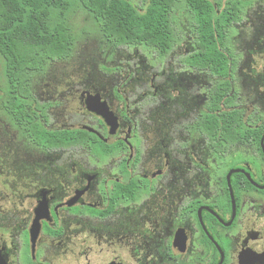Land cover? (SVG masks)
I'll return each instance as SVG.
<instances>
[{"label": "flooded vegetation", "instance_id": "1", "mask_svg": "<svg viewBox=\"0 0 264 264\" xmlns=\"http://www.w3.org/2000/svg\"><path fill=\"white\" fill-rule=\"evenodd\" d=\"M124 1L144 14L151 0ZM192 1L216 13L213 40L228 62L226 75L199 62L200 24L189 0H178L189 18L176 25L175 8L168 9L170 50L160 56L140 42L113 47L103 38L112 47L107 58L115 49L133 53L104 67L109 74L97 71L104 88L93 81L70 89L76 107L68 112L54 106L62 96L30 92L28 72L22 86H0V156L13 154L17 164L5 175L0 264H264V109L254 110L253 96L240 104V92L264 94V0ZM223 14L227 21L220 24ZM89 98L114 115L112 134L87 109ZM10 100L21 101L20 115L6 106ZM51 110L68 124L49 127ZM222 113H237L231 125L241 124L244 132L222 133ZM30 120L89 138L38 148L29 141ZM28 145L38 161L40 152L85 151L67 155L79 165L45 168L28 165L35 159ZM39 205L44 214L31 238Z\"/></svg>", "mask_w": 264, "mask_h": 264}, {"label": "trees", "instance_id": "2", "mask_svg": "<svg viewBox=\"0 0 264 264\" xmlns=\"http://www.w3.org/2000/svg\"><path fill=\"white\" fill-rule=\"evenodd\" d=\"M177 2L151 0L146 12L140 14L124 0H0V61L4 85L9 88L18 81L22 86L25 73L44 71L51 61L71 55L74 39L66 16L74 7L91 15L103 38L110 40L113 47L135 41L156 49L163 56L174 42L168 27V9L178 6ZM189 6L203 34L199 62L211 71L226 75L228 62L213 40L216 13L203 2L189 0ZM225 15L219 18L220 24L227 21ZM223 96L220 93V98ZM20 103V100H10L6 106L20 115ZM220 118L224 121L222 133L244 132L241 124L235 129L231 125L238 118L237 113H222ZM27 130L30 144L43 149L85 143L89 138L85 131H50L31 120ZM247 133L259 136L261 132L247 130Z\"/></svg>", "mask_w": 264, "mask_h": 264}, {"label": "rangeland", "instance_id": "3", "mask_svg": "<svg viewBox=\"0 0 264 264\" xmlns=\"http://www.w3.org/2000/svg\"><path fill=\"white\" fill-rule=\"evenodd\" d=\"M188 15L185 12H182L179 6L175 7L173 19L175 24L179 22H184L188 19ZM67 26L70 28L71 34L74 39V48L71 52V55L64 60H53L44 70L43 74L36 72H29L28 74V85L31 86V90L35 96L39 93H43L44 97H58L62 96V99H55L56 103L54 106H65L66 111H70L72 108H75V103L70 99L68 92L70 89L77 87L78 85H83L84 87L91 86L93 81H96L101 87L104 88L103 80L98 75L97 71L105 72L109 74L104 67L111 68L122 62L127 61L128 54L133 53V50L121 48L119 50L115 49V53L112 57H106L108 50H112V47L108 46L101 33L97 29L95 23H93V18L91 15L85 14L81 9L74 7L71 9L69 14L66 16ZM242 49V46L239 47ZM140 53H143V59L150 60L152 59V54L148 51L141 50ZM180 52V51H179ZM177 52L176 54H178ZM142 55V54H141ZM135 60L130 61L133 63ZM132 66V65H131ZM165 68V65H163ZM238 79V78H237ZM99 82H102V86ZM4 85V78L2 72V66L0 61V86ZM39 96V95H38ZM252 96L257 98V104H254L255 111H261L264 109V94L255 93V94H246L240 92V104L242 107H245L250 101H252ZM45 101L47 99H44ZM51 101V100H49ZM61 108H59V112ZM53 110L50 111V118L48 126L53 128L64 127L68 122L64 121V118L52 116ZM61 115V113H60ZM77 123V119H74ZM70 125V124H69ZM29 156L35 158L36 152H34L31 145H28ZM84 147L82 148H73L67 150H57V151H45L40 152L38 158L39 161L35 158L34 161L29 160V166H40L45 168H51L57 165L69 166L71 164L79 165L77 162L71 161L68 163L66 160L67 155H75L77 153L80 155L84 152ZM86 153V152H85ZM16 157H13V154L9 157L0 156V213L1 208L4 205V200L6 199V190L3 188L6 180V173L13 169L17 164H14ZM233 163V162H230ZM234 165V164H230ZM20 165V162H18ZM46 171V170H45ZM31 172V171H30ZM1 221V220H0ZM3 224V223H2Z\"/></svg>", "mask_w": 264, "mask_h": 264}, {"label": "water", "instance_id": "4", "mask_svg": "<svg viewBox=\"0 0 264 264\" xmlns=\"http://www.w3.org/2000/svg\"><path fill=\"white\" fill-rule=\"evenodd\" d=\"M94 103L96 104L94 105ZM86 104H87V109L89 111L95 112L98 116H100L104 120L106 126L110 128L109 133L112 134L116 129V119L114 115L112 114V112L108 109L106 104L103 102L93 101V99L91 98L86 100ZM81 129H86L92 132L91 129L86 128V127H81ZM260 147H261L262 152L264 153V135L261 137ZM229 175L227 178L228 181H229ZM43 214H44L43 206L39 205V207L35 211V220L33 222L31 234H30L31 238H35V236L37 235V231L39 228L38 222L43 218Z\"/></svg>", "mask_w": 264, "mask_h": 264}]
</instances>
